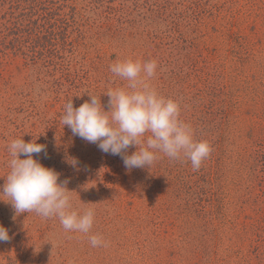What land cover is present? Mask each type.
Here are the masks:
<instances>
[{"label": "rangeland", "instance_id": "obj_1", "mask_svg": "<svg viewBox=\"0 0 264 264\" xmlns=\"http://www.w3.org/2000/svg\"><path fill=\"white\" fill-rule=\"evenodd\" d=\"M126 59L156 61L148 83L211 145L199 170L171 159L173 178H149L167 156L128 170L62 126L70 98L95 95L108 110L105 93L127 86L109 66ZM261 83L264 0H0V186L10 140L38 137L33 158L67 181L74 210L95 211L89 234L65 231L0 195V264H264V175L253 171L264 132L251 102ZM198 99L215 104L207 117L192 116Z\"/></svg>", "mask_w": 264, "mask_h": 264}, {"label": "clouds", "instance_id": "obj_2", "mask_svg": "<svg viewBox=\"0 0 264 264\" xmlns=\"http://www.w3.org/2000/svg\"><path fill=\"white\" fill-rule=\"evenodd\" d=\"M109 68L126 80L127 86L105 93L109 97L108 110L95 95H88L90 99L78 107L70 98L63 108L62 126L66 125L73 136L96 144L102 152L121 156L128 170L151 167L159 159L158 153L173 160L186 158L193 170H199L211 153V145L206 140H196L191 126L180 119L179 104L160 95L148 83L156 73V61L126 59ZM36 139L25 142L20 137L8 143L9 171L0 186V195L8 197L16 215L34 212L42 218L56 217L65 231L89 234L94 209L80 212L72 208L73 190L67 188V181H60L58 172L33 158V154L45 150V145L36 143ZM130 146H135L136 151L128 155ZM21 155L25 158L21 159ZM67 162L77 164L75 158ZM9 239L8 230L0 225V242ZM89 242L92 247L107 246L98 234L89 235Z\"/></svg>", "mask_w": 264, "mask_h": 264}, {"label": "trees", "instance_id": "obj_3", "mask_svg": "<svg viewBox=\"0 0 264 264\" xmlns=\"http://www.w3.org/2000/svg\"><path fill=\"white\" fill-rule=\"evenodd\" d=\"M254 90L255 93H253V96L255 95L256 97L251 98V102H253L255 105L254 106H258L259 108H256L255 112H256V117L259 118L260 122H261V126L263 128V132H264V83L259 84L257 87L252 88ZM202 93H200L201 95ZM197 105L194 106V110H193V115L194 117H196V115L201 114L204 115L205 117H207V115H209V113H211L213 111V108L215 106L214 103L211 104L210 107L206 106L205 104H203V101L201 99H198V103H196ZM203 117V118H205ZM180 119L183 120L185 123H189L191 122L190 120H188L187 116L184 115H180ZM205 140V139H202ZM163 154V153H162ZM254 161H258L259 163H261L262 166V170H257L254 169L253 171L257 174L262 173L264 175V146H261V149L256 152V159ZM170 163H171V159L168 157H163L160 161V167L154 168L150 173H149V178H158L160 172L164 171V172H168L169 176L171 178H173V173L172 171L175 170H171L170 169ZM164 177V176H163ZM181 176H179L180 178ZM187 176H182V178H186ZM264 178V177H263ZM170 186H173L172 184ZM189 205H191V203L189 201H187ZM259 256H262L264 259V250L262 253H260Z\"/></svg>", "mask_w": 264, "mask_h": 264}]
</instances>
